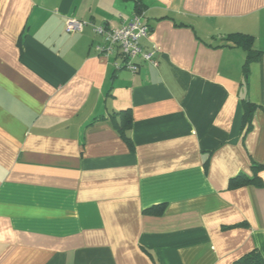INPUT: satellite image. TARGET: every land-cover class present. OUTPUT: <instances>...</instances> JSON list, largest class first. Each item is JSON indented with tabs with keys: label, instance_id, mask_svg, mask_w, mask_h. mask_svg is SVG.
<instances>
[{
	"label": "crops",
	"instance_id": "crops-1",
	"mask_svg": "<svg viewBox=\"0 0 264 264\" xmlns=\"http://www.w3.org/2000/svg\"><path fill=\"white\" fill-rule=\"evenodd\" d=\"M137 13L158 64L132 71L93 24ZM234 32L264 52V0H0V264L264 255V184L230 183L264 182V53Z\"/></svg>",
	"mask_w": 264,
	"mask_h": 264
},
{
	"label": "built area",
	"instance_id": "built-area-1",
	"mask_svg": "<svg viewBox=\"0 0 264 264\" xmlns=\"http://www.w3.org/2000/svg\"><path fill=\"white\" fill-rule=\"evenodd\" d=\"M87 23L86 20L70 17L66 21V31H81ZM93 29L103 36V41L96 46L99 53L108 55L118 48L123 55L124 63L117 64L118 67L123 65L132 71H137L140 67L137 58L158 64L155 51L145 50L142 45V39L148 36L150 27L143 21L141 14L133 15L119 27L107 28L101 24H93Z\"/></svg>",
	"mask_w": 264,
	"mask_h": 264
},
{
	"label": "trees",
	"instance_id": "trees-1",
	"mask_svg": "<svg viewBox=\"0 0 264 264\" xmlns=\"http://www.w3.org/2000/svg\"><path fill=\"white\" fill-rule=\"evenodd\" d=\"M141 5V4H139ZM224 44L228 45H242L244 48L247 49V64L253 60L259 59L263 55V51L256 50L254 48V37L248 33H242V32H234L229 34L226 37V40L224 41ZM244 109H245V121L249 124L252 123V118L255 110V104L250 101H245L244 103ZM131 118L128 120H124L122 123V132L126 136V138L129 140L130 137L127 135V128L131 125ZM254 168H260L264 166L263 164L254 163ZM231 185H243L247 183H254L257 185H263L264 182L261 179H258L257 177H245L243 175H238L237 177H234L230 181ZM159 212L161 210L159 209ZM231 264H264V255L260 250L257 248H254L247 253L241 255L237 259H235Z\"/></svg>",
	"mask_w": 264,
	"mask_h": 264
}]
</instances>
